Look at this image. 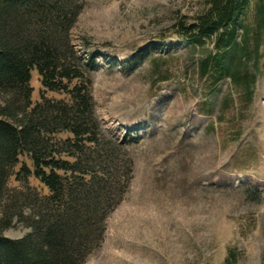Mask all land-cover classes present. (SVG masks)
Returning <instances> with one entry per match:
<instances>
[{
  "label": "rangeland",
  "instance_id": "rangeland-1",
  "mask_svg": "<svg viewBox=\"0 0 264 264\" xmlns=\"http://www.w3.org/2000/svg\"><path fill=\"white\" fill-rule=\"evenodd\" d=\"M205 1L80 0L70 41L94 61L96 116L124 143L132 172L84 264H264V26L252 2V51L239 68L256 79L248 99L229 78L212 85L211 73L200 76L210 44L193 50L179 40L178 24H194ZM30 87L36 102V72ZM8 187L19 189L14 176ZM28 232L16 224L4 236Z\"/></svg>",
  "mask_w": 264,
  "mask_h": 264
},
{
  "label": "trees",
  "instance_id": "trees-1",
  "mask_svg": "<svg viewBox=\"0 0 264 264\" xmlns=\"http://www.w3.org/2000/svg\"><path fill=\"white\" fill-rule=\"evenodd\" d=\"M252 2L263 31L264 0H206L196 22L177 31L193 50L212 46L201 77L211 73L212 85L229 78L248 99L256 79L239 68L252 51L244 22ZM81 9L80 0H0V264H84L131 180L124 143L105 133L95 113L94 61L83 62L70 41ZM12 176L19 189L8 187ZM16 224L29 232L5 238Z\"/></svg>",
  "mask_w": 264,
  "mask_h": 264
}]
</instances>
